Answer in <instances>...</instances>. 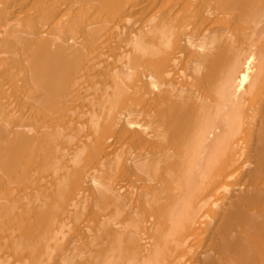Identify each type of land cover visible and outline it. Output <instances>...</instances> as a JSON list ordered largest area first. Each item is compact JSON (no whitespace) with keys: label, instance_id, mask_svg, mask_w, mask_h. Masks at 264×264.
<instances>
[{"label":"bare ground","instance_id":"1","mask_svg":"<svg viewBox=\"0 0 264 264\" xmlns=\"http://www.w3.org/2000/svg\"><path fill=\"white\" fill-rule=\"evenodd\" d=\"M0 264H264V0H0Z\"/></svg>","mask_w":264,"mask_h":264}]
</instances>
